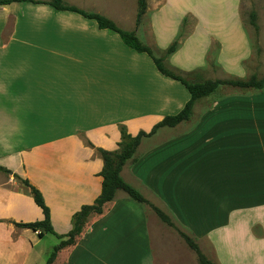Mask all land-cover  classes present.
Returning <instances> with one entry per match:
<instances>
[{
    "label": "crops",
    "instance_id": "crops-1",
    "mask_svg": "<svg viewBox=\"0 0 264 264\" xmlns=\"http://www.w3.org/2000/svg\"><path fill=\"white\" fill-rule=\"evenodd\" d=\"M34 1L0 6V168L8 171L0 170V264H41L60 242L16 226L44 219L17 177L40 190L55 232L65 235L74 214L101 194L97 149L116 151L121 126L132 136L149 133L190 99L117 33ZM63 1L113 22L119 11V0ZM147 2L142 43L168 69L196 82L254 74L242 0ZM185 19L192 23L179 49L165 57ZM140 24L126 31L140 39ZM121 176L199 247L204 242L213 263L264 264V90L220 87L189 120L145 138ZM164 236L146 205L118 192L53 264L162 263Z\"/></svg>",
    "mask_w": 264,
    "mask_h": 264
},
{
    "label": "trees",
    "instance_id": "trees-1",
    "mask_svg": "<svg viewBox=\"0 0 264 264\" xmlns=\"http://www.w3.org/2000/svg\"><path fill=\"white\" fill-rule=\"evenodd\" d=\"M14 2L34 4L40 3L34 0H0V6L10 5ZM46 4L52 6L57 11H70L77 13L89 20H94L100 29H108L117 33L126 46L136 52L146 53L153 60L156 68L162 75L179 81L188 90L190 99L178 114L165 117L161 122L155 125L149 133L141 131L136 136H132L125 126H121V140L118 143V149L116 151L97 149L99 156L103 160V169L100 173L102 177L101 194L93 204L84 205L77 213L74 214L72 218V229L65 235H59L55 232L51 223L50 209L46 205L40 190L33 186L28 180L17 177L24 188L32 195L35 203L42 209L44 219L31 224H16V226L19 228H29L34 231L40 230V236H43L44 234H51L60 240L59 244L53 248L47 260V264H53L61 250L76 244L78 238L84 233L89 219L92 216L102 215L105 212L107 205L114 201L117 193L123 192L132 200L149 206L161 222L175 228L188 248L195 253L199 264H215L202 253L194 238L177 229L171 218L158 207L151 204L137 189L128 184L122 178L121 173L124 166L129 161L134 160L138 148L145 138L153 136L160 128H173L178 124L189 120L192 115L193 108L199 100L216 93V91L222 86H228L242 91H263L264 76L259 77L257 75H252L246 79L229 78L206 80L202 82L192 81L191 79L183 77L180 74L168 69L164 64V58L156 57L152 49L144 45L135 32L119 28L111 19L100 14L84 12L74 6L65 5L63 0H50ZM137 6V25H139L147 11L148 2L147 0H137ZM250 24L254 27L256 36H259L257 14L254 11L250 13ZM187 26L188 21L185 19L178 38L165 51V57L174 54L179 49L181 41L186 34ZM0 170L6 173L8 172L4 168H0Z\"/></svg>",
    "mask_w": 264,
    "mask_h": 264
},
{
    "label": "rangeland",
    "instance_id": "rangeland-1",
    "mask_svg": "<svg viewBox=\"0 0 264 264\" xmlns=\"http://www.w3.org/2000/svg\"><path fill=\"white\" fill-rule=\"evenodd\" d=\"M241 11H242L244 21L248 25V32H249V36H250V39L253 45L252 46L253 58L250 62L247 63V67L248 69H250V72H251L250 74L254 73L257 76L262 77L264 76V0H242ZM253 11L260 12V15L262 17V19H260L259 21V26H260V31H261V34H259V36H256L255 31H253L252 27L249 24L250 13ZM137 13H138L137 0H119V11L114 15L115 20H116L114 22H116V24L122 29L133 31V29L135 28V25L137 24ZM191 23L192 21L188 20V25ZM146 29H147V21L146 19H144L142 23L140 24V29L138 31L139 34L138 33L137 34L140 37V40L144 44L148 45L149 36L147 34ZM259 42H261L262 45H260ZM211 66H214V63H211ZM250 76H248L247 78H249ZM209 78H215V77H209ZM226 79H229V78H226ZM222 87H223L224 93L250 92V91H242V90L231 88L228 86H222ZM141 194L143 196H147V195H144V193H141ZM155 206L157 205L155 204ZM158 206L160 207L159 204ZM146 207L150 214L156 215L149 206L146 205ZM162 231L165 235L162 238V242L164 243L162 247L163 251L160 254L158 252V255L162 256V263L158 262V264H177L179 262L177 258L182 259L181 262H184L185 264H199L195 253L188 248V246L185 244V242L180 237V235L178 234L175 228L170 227L162 222ZM48 239H51V240L53 239V241H55L54 238H48ZM200 247L203 249V253L206 255L207 258H209L210 260L214 258L211 255V253L208 252L207 248L205 247L204 242L200 243ZM50 252L51 251H49V253ZM49 253L47 254L45 258L46 261L43 262L42 260L41 264H47V260L50 256Z\"/></svg>",
    "mask_w": 264,
    "mask_h": 264
}]
</instances>
